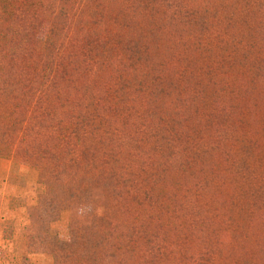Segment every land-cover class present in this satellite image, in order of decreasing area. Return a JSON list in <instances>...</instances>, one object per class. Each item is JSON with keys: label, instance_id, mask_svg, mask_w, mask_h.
I'll return each instance as SVG.
<instances>
[{"label": "trees", "instance_id": "1", "mask_svg": "<svg viewBox=\"0 0 264 264\" xmlns=\"http://www.w3.org/2000/svg\"><path fill=\"white\" fill-rule=\"evenodd\" d=\"M0 157L101 202L55 264H264V0H0Z\"/></svg>", "mask_w": 264, "mask_h": 264}, {"label": "rangeland", "instance_id": "2", "mask_svg": "<svg viewBox=\"0 0 264 264\" xmlns=\"http://www.w3.org/2000/svg\"><path fill=\"white\" fill-rule=\"evenodd\" d=\"M101 213L95 200L56 216V184L42 182L36 168L14 157H0V264H55L56 240H68Z\"/></svg>", "mask_w": 264, "mask_h": 264}]
</instances>
